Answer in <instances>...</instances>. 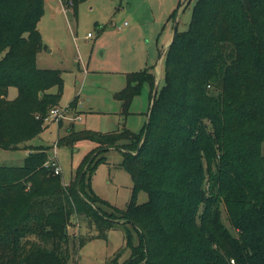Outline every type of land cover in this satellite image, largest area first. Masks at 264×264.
<instances>
[{
	"label": "trees",
	"instance_id": "16d2710c",
	"mask_svg": "<svg viewBox=\"0 0 264 264\" xmlns=\"http://www.w3.org/2000/svg\"><path fill=\"white\" fill-rule=\"evenodd\" d=\"M61 1L77 15L84 0ZM44 14L45 0H0V149L30 151L21 166L0 165V264H77L87 241L115 229L126 247L104 264H264V0H196L166 51L165 85L144 129L69 128L58 139L96 144L68 184L49 147L27 145L64 93L62 71L37 64ZM156 79L151 67L127 74L115 94L125 118L144 85L152 98ZM111 149L123 151L133 183L125 208L92 188ZM76 216L89 237L70 231Z\"/></svg>",
	"mask_w": 264,
	"mask_h": 264
},
{
	"label": "rangeland",
	"instance_id": "374dc122",
	"mask_svg": "<svg viewBox=\"0 0 264 264\" xmlns=\"http://www.w3.org/2000/svg\"><path fill=\"white\" fill-rule=\"evenodd\" d=\"M184 1L182 0L175 18V21H178L179 31L188 29L192 9L196 2V0H191V4L185 9L190 1L187 4H184ZM150 2L148 0L147 2L142 0H84L79 5L78 15H75L71 8L61 3L60 0H45V14L39 22V30L40 27L43 29L49 48L54 49L48 57V63L52 67L66 71L60 106L70 105L69 103L78 95L84 102V114L76 113L82 118L81 122H77L79 128L105 133L114 127L115 122L123 113V106L116 100L115 94L127 86V74L129 73L124 71L130 66L128 62L131 63L130 60L137 56L139 44L148 42L156 44L155 39L161 41V38L164 39L166 32L171 29L167 22L178 8L180 0H176L175 3L170 0H151ZM125 23L128 24L127 27L118 30L125 26ZM54 29L59 30L60 38L57 40ZM127 30L130 31L129 34L126 33ZM89 34L91 37L88 36ZM158 45L160 47V42ZM45 53L44 50L42 54ZM117 59H122L123 69L119 63H116ZM154 59H159V52L155 53ZM132 64L136 66L135 63ZM78 65L82 70L89 66V70L87 69L86 73L79 72ZM82 65H85L84 68ZM159 70L162 72L160 87H163L165 85L163 62L160 63ZM143 91L134 99L129 108L130 112L138 114L129 120L132 128L138 127L136 125L149 110V93ZM17 94V89L12 87L9 89L8 98L14 99ZM69 119L62 120L59 125L71 122ZM44 127L41 134L27 145L49 147L48 154L52 159L60 134L56 124L48 126L44 123ZM67 127L68 129L74 128V124L66 125L64 131ZM95 146L96 144L91 141H80L73 148L57 147L56 158L63 172L64 183L68 184L71 181L85 156ZM28 152L30 151L24 148L18 151L0 149V165L21 166ZM104 157L106 162L100 164L93 175L92 188L96 194L112 205L125 208L133 193V183L130 175L121 167L123 154L119 150H114L105 153ZM147 199L148 195L144 192L137 196L139 203ZM223 219L225 224L231 228L225 209ZM70 226L71 231L76 234L81 231L89 237L92 233L80 216L74 217ZM121 247H126L124 231L111 230L106 239L87 241L79 250L78 263H76L104 264ZM129 257L130 251L127 249L120 260L123 262Z\"/></svg>",
	"mask_w": 264,
	"mask_h": 264
},
{
	"label": "crops",
	"instance_id": "0c3cea01",
	"mask_svg": "<svg viewBox=\"0 0 264 264\" xmlns=\"http://www.w3.org/2000/svg\"><path fill=\"white\" fill-rule=\"evenodd\" d=\"M142 1L143 2H147V0H142ZM148 1L150 2L151 0H148ZM170 1H172L173 3L176 2V0H170ZM60 2L62 3L61 0H60ZM181 2H182V0H180V3ZM77 15H78V13H77ZM167 23H168L167 25L171 26V29L168 32H166V37L164 39L161 38V41H160V39L159 40L158 39H155L156 44H150L149 42L147 44H139V46H138L139 52L137 53V56L133 60H130L131 63L127 61L130 64V66H128L127 68H125V71L124 72H126V73H133V72H138V71H141L143 69H146V68H150L151 67V68H154V72H155L156 76H158L159 79L161 78L162 72L159 70V66H160V63L163 62V60H164V56H162V52H163L164 48L168 47L172 43V41H173L175 20H172L171 19V16H170ZM127 25L122 26V28L120 27L118 30H122L123 28H126ZM167 25L165 24V28H166ZM165 28L163 30H165ZM38 29H39V25H38ZM102 30H104V28ZM39 31H40V33L42 35V39H43L44 45L46 46V48H45L46 53L45 54H42L43 53V51H42L38 55V58H37L38 67H40V64H41V67L40 68H42V69H57V70H60V71H62L63 78H64V76H65L64 74H65L66 71L61 70V69H58L57 67H52L48 63L49 62L48 61V57L54 51V49H53V47H52V49L49 48V44L46 42V38H45V35H44V32H43V29L41 27H40V30ZM58 31L59 30L54 29V34H55L56 40L60 38L59 37L60 34L58 33ZM128 32H130V31L127 30L126 33L129 34ZM159 42L161 44L160 47L158 45ZM158 52H159V59L157 60V59H154V57H155V53L157 54ZM155 60H157V62H155ZM116 63H119L120 64V67L123 69L122 59L121 60L117 59ZM132 63H135L136 66H133L134 64H132ZM82 66L84 68L85 65H82ZM77 69L79 70V72L84 71L86 73V71L89 70V66L87 68L85 67L82 70V68L78 65ZM64 86H65V78H64ZM143 90L149 93L150 105H151L152 98H151V90H150V87L146 84V85H144ZM51 92L52 93H56L57 92V88H53L51 90ZM118 92H120V91H117V93ZM74 95H76V94H74ZM77 98H79V100ZM74 100L77 101L76 103L80 102L82 104L81 106H79L78 108H76V110H77V113H79L80 115H83L84 114V111H83L84 110V102L81 101L79 95L78 96H75L70 103H72ZM150 105H149L148 112L145 113V115H143L144 117H142L141 120H140V122L136 125L138 127L132 128V126L130 125V123H129L130 118L132 119L133 117H135V116L138 115L136 113L130 112V115L127 118H125L123 115H121V117L119 119H117V121L115 122L116 124L114 125V127L112 129H110L109 131H107V132H111V131H114L116 129L128 128L132 132L139 133L141 130L144 129V127L146 126V124L148 122L149 115H150ZM81 121H79V122H81ZM69 123H73L74 124V128H76V130H84V129H87V128H79L77 122H69ZM69 123H67V124L64 123V124H61V125H58L57 126L58 127V132L60 134L59 135V138L63 137L66 134V132L68 131V127H67V129L65 131H64V129L66 128V125H68ZM107 132H105V133H107ZM95 148H96V146L93 149H95ZM114 150H116V149H111L110 151H114ZM119 151H121V150H119ZM121 152L123 154V151H121ZM28 154H29V152H28ZM70 231H71V228H70Z\"/></svg>",
	"mask_w": 264,
	"mask_h": 264
},
{
	"label": "built area",
	"instance_id": "2783aa9c",
	"mask_svg": "<svg viewBox=\"0 0 264 264\" xmlns=\"http://www.w3.org/2000/svg\"><path fill=\"white\" fill-rule=\"evenodd\" d=\"M64 7V6H63ZM64 11H66V8L64 7ZM127 25V23H125ZM91 37V35H88ZM82 104L78 102L76 104V108L81 106ZM77 110L73 108V106L67 105L65 107L62 106H57L49 112L48 116L45 118L44 123L47 124L48 126L56 124L57 126L60 124V122L64 119H69L71 122H78L81 121L82 118L78 117L76 114ZM56 149H57V143L55 145L54 149V155H52V159H50L51 165L54 167V174L55 175H62V169L59 166L56 158ZM77 224V223H76ZM78 225V224H77Z\"/></svg>",
	"mask_w": 264,
	"mask_h": 264
},
{
	"label": "water",
	"instance_id": "95a60500",
	"mask_svg": "<svg viewBox=\"0 0 264 264\" xmlns=\"http://www.w3.org/2000/svg\"><path fill=\"white\" fill-rule=\"evenodd\" d=\"M189 1L191 0H185L184 1V4L188 3ZM177 29H178V21L176 20L175 21V27H174V35L175 33L177 32ZM170 46V45H169ZM168 46V47H169ZM168 47L164 48L163 52H162V56H164L166 54V51L168 49ZM159 87H160V79L159 77L157 76V79H156V84H155V88H154V91H153V96H152V100H151V105H150V112L151 110L153 109V106H154V103H155V100H156V97H157V94H158V91H159ZM148 122H149V119H148ZM147 122V124H148Z\"/></svg>",
	"mask_w": 264,
	"mask_h": 264
}]
</instances>
